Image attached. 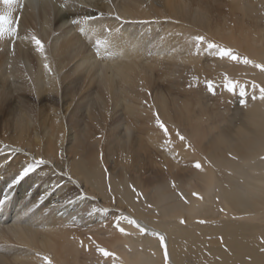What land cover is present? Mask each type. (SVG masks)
Listing matches in <instances>:
<instances>
[{
	"label": "bare ground",
	"instance_id": "obj_1",
	"mask_svg": "<svg viewBox=\"0 0 264 264\" xmlns=\"http://www.w3.org/2000/svg\"><path fill=\"white\" fill-rule=\"evenodd\" d=\"M24 4L13 18L21 17V35L34 32L45 43L52 76L29 42L18 41L13 56L8 40L0 41L5 48L0 54V200L6 199L0 209V264H43L37 253L48 255L53 264H113L99 256L89 235L116 253V264H163L155 238L138 233L123 237L105 221L120 212L165 235L170 264H264V103L249 95L247 106H241L239 95L234 98L223 87V74L248 86L249 94L250 81L264 84V75L207 52L192 55L188 43L204 35L264 62V0ZM100 12L105 13L103 24L113 30L110 39L124 51L121 58H95L91 45L70 24L73 17ZM109 12L129 22L116 21ZM90 26L100 27L95 22ZM106 37L100 27L93 41ZM193 77L199 83L189 87ZM209 79L215 95L207 92L204 82ZM46 96L52 97L50 103L34 105ZM213 96L222 97L225 107L214 108ZM6 102L10 106L3 108ZM148 105L195 151L175 140L174 153L165 152ZM172 135L175 139L174 131ZM32 156L71 172L82 184L79 191L96 199L67 204L78 190L50 166L10 188ZM197 161L204 171L192 167ZM120 163H125L122 171ZM105 168L108 172L102 174ZM109 179L115 204L106 192ZM58 180L66 186L53 191ZM129 185L143 194L141 201ZM93 206L108 212L89 216Z\"/></svg>",
	"mask_w": 264,
	"mask_h": 264
},
{
	"label": "snow or ice",
	"instance_id": "obj_2",
	"mask_svg": "<svg viewBox=\"0 0 264 264\" xmlns=\"http://www.w3.org/2000/svg\"><path fill=\"white\" fill-rule=\"evenodd\" d=\"M49 2H53V0H49ZM109 3H111V0H108ZM0 3H2L3 8L0 9V41H3L5 39L8 40L11 48V54L14 56L16 54V48H17V42H29L31 46L34 48V50L42 57L43 59V69L45 72L52 76V68L50 67V64L48 62V55L46 54L45 50V43L38 37L37 34L34 32H27L24 35H21V17L16 16L15 19L13 18V14L17 12L18 10L20 12L23 11L25 4L24 0H0ZM67 5H63L62 7H66ZM108 15L115 19L116 21H120L122 23H128L129 21L125 20L123 17H121L119 14H113L112 12H109ZM105 17V13L100 12L99 16H91V15H85L83 17H73L70 19V24L78 31V34L88 43L91 45L93 49V55L97 59L101 60H114L117 58H121L124 55V51L121 49V46L111 40L113 30L103 24V20ZM93 22H95V25H99L103 28V31L107 34V37L104 39L97 38L93 41V37L97 35V33L100 31V27L97 26H90L93 25ZM140 23H147L148 21H139ZM155 22V21H153ZM175 22V21H174ZM188 43L191 45L192 49H194L190 54L199 56L202 51L207 52L209 55L218 57L220 60L227 59L228 61H231L235 64H242L246 67H251L253 69L259 70V73L264 75V62H256L252 59H250L246 55H242L239 52H237L235 49L223 46L215 41L209 40L204 35H196L190 38ZM151 55V53H149ZM199 83V80L196 77H193V80L189 83V87H193ZM205 86L208 93H211L212 95L216 94V88L215 84L212 80H206ZM223 87L228 93H231L233 95H236L237 89L239 94V103L241 106L246 107L248 103V97L250 95V98L252 101H259L261 103H264V84L257 83L255 80L250 81V87H251V94H249V91L247 90L248 86H242L239 84V82L234 81L229 77L227 73L223 74ZM143 90V89H141ZM150 95V94H149ZM148 108L150 110L154 109V105H148ZM152 115L154 117L155 125L160 130V132L163 135V143L162 148L165 152L172 155L175 151V140H178L182 147L185 150H192L195 151L194 147L188 141L187 137L184 136L179 130L172 129L170 131L168 125L162 120L160 114L158 111H152ZM175 133V139L173 138L172 132ZM15 152H20V148L14 149ZM24 155L27 157L29 153L25 152ZM178 155V153L176 154ZM61 159H63V153H60ZM175 158V156L173 157ZM101 161L103 160V155L101 154L100 157ZM232 159H235V157H232ZM262 160H264V156L261 157ZM42 166H50L51 171L55 173L58 177L64 178L68 184H71L75 186V188L78 190L75 199L69 198L66 203L74 205L77 201H92L96 199L95 194L89 195L86 191H79V189L82 188V184L79 181L78 178H74V175L63 169L62 167L56 166L54 161L45 159L43 157H35L32 156L30 161H27L26 163L21 165V170L18 172V174L15 176V178L11 181V184L9 185L10 188L15 187L16 185H19L22 181L25 180V178L30 177L34 173H38V170L41 169ZM208 166L211 167V162H208ZM192 167L199 171H204V168L202 164L197 161L195 162ZM108 172V169H103L102 174H106ZM66 185H61L59 180L56 182L55 185L52 186L53 191L56 189H60ZM172 188H176V184L173 181L171 184ZM131 188L132 193H134L135 198L137 202L141 201L143 199V194L137 190V188L133 185H129ZM106 192L110 194V199L113 204L116 203V196L113 193V189L111 187L110 179L109 183L106 185ZM47 194V193H46ZM180 195V199L184 200L185 203H188V201L184 198L182 194ZM193 196H195L197 199H202L201 196H199L197 193H193ZM45 199L44 196L40 197V200L43 201ZM6 203L5 200H0V209L3 208L4 204ZM147 208H151V204L146 205ZM223 211V209H221ZM100 212L102 214H107L108 209L106 208H98L93 206L91 210L88 212L89 216L94 215L95 213ZM73 220H75V217H73ZM200 224L206 223L205 220L200 219L197 221ZM111 224V227L118 232L123 237H129L134 236L137 233L140 236H151L155 238L158 241L160 249H162V259L163 264H170V253L168 250V245L166 241V237L163 233L149 229L147 226L140 223L136 218H134L131 215H126L123 212H120L119 214L115 215L111 221H109ZM181 224H185L186 221L184 219H181L179 221ZM127 225L128 227L134 229L135 231H128L125 227ZM101 227H108V224L102 223ZM73 239H76V237H73ZM87 240L90 242L91 245L94 246L95 251L99 254V256L103 257L105 260L108 258H111L113 261V264H116V261L119 259L117 257L116 253L113 251H109L106 248L102 247L99 243L96 242L95 239L91 235L87 237ZM221 243H223V239L221 238ZM81 247H87L85 245V242L83 240L79 241ZM261 248L260 251L264 253V239H261ZM227 251V249H225ZM37 255L40 257V259L43 261V264H53L52 259L48 255H41L37 253ZM155 255V253H153Z\"/></svg>",
	"mask_w": 264,
	"mask_h": 264
},
{
	"label": "rangeland",
	"instance_id": "obj_3",
	"mask_svg": "<svg viewBox=\"0 0 264 264\" xmlns=\"http://www.w3.org/2000/svg\"><path fill=\"white\" fill-rule=\"evenodd\" d=\"M0 54H2V53H0ZM236 95H239V94H236ZM236 95L233 96V97L236 98ZM45 98H46V99H45ZM45 98H43L44 100L41 99V100H38V101L35 99V100H34V105L37 106L38 103H40V102H49V103L51 102V99H52L51 96H49V97L46 96ZM212 103H215L214 108H216V109H219V108H221V107H223V106L225 107V105L223 104V98H222V97H217V96L214 97V96H213V97H212ZM7 105H8V106H7ZM9 106H10V105L6 102L5 104H3L2 107H3V108H8ZM85 121H86V120H84L83 122H81L80 126H81V125H82V126H85V123H84ZM83 123H84V125H83ZM82 126H81V129L83 128ZM84 128H85V127H84ZM84 128H83L82 130H84ZM100 142H101V141H100ZM130 162H132V161H130ZM120 164H121V163H120ZM123 164H124V165H123ZM123 164L119 165L120 171H122V169H121L122 165L125 166V163H123ZM141 164H142V163H141ZM132 167H133V166H132ZM132 167L130 166L128 170H129V171H130V170L132 171ZM147 167H148V166H147ZM147 167L143 166V168H147ZM111 218H112V217H110V218H105V221L107 220L106 222H108V219H109V221H111Z\"/></svg>",
	"mask_w": 264,
	"mask_h": 264
}]
</instances>
